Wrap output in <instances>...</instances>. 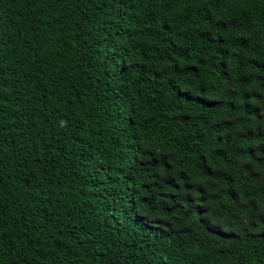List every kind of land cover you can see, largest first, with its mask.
Instances as JSON below:
<instances>
[{
    "label": "trees",
    "instance_id": "obj_1",
    "mask_svg": "<svg viewBox=\"0 0 264 264\" xmlns=\"http://www.w3.org/2000/svg\"><path fill=\"white\" fill-rule=\"evenodd\" d=\"M0 264H264V0H0Z\"/></svg>",
    "mask_w": 264,
    "mask_h": 264
}]
</instances>
